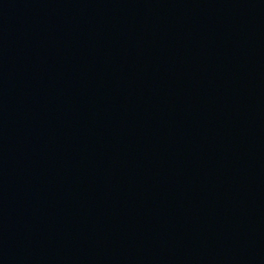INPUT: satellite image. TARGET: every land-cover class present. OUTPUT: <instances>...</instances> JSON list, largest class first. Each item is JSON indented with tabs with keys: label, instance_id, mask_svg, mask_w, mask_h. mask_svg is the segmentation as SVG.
<instances>
[{
	"label": "water",
	"instance_id": "95a60500",
	"mask_svg": "<svg viewBox=\"0 0 264 264\" xmlns=\"http://www.w3.org/2000/svg\"><path fill=\"white\" fill-rule=\"evenodd\" d=\"M0 264H264V0H0Z\"/></svg>",
	"mask_w": 264,
	"mask_h": 264
}]
</instances>
